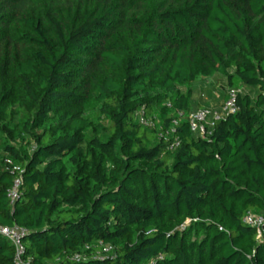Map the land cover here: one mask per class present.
Masks as SVG:
<instances>
[{
    "label": "trees",
    "instance_id": "trees-1",
    "mask_svg": "<svg viewBox=\"0 0 264 264\" xmlns=\"http://www.w3.org/2000/svg\"><path fill=\"white\" fill-rule=\"evenodd\" d=\"M214 76L247 90L203 138L178 112ZM248 212L264 0H0V227L25 228V261L264 264ZM16 256L0 232V264Z\"/></svg>",
    "mask_w": 264,
    "mask_h": 264
},
{
    "label": "built area",
    "instance_id": "built-area-1",
    "mask_svg": "<svg viewBox=\"0 0 264 264\" xmlns=\"http://www.w3.org/2000/svg\"><path fill=\"white\" fill-rule=\"evenodd\" d=\"M242 90L238 88H230L227 91V98L223 102L220 110H211L205 107L191 110L184 115L182 111L178 114L180 117H185L189 123L190 130L203 138L208 137L212 133V129L216 121L225 118L229 114H234L238 110L237 99ZM139 121L146 126H154L152 120L144 116L143 112L138 113ZM178 120H174L176 125ZM178 145V142L175 143ZM21 185L20 180H16L14 187L10 190L9 196L14 201L18 197V188ZM244 222L253 227L257 231L258 238H261L264 227V214H256L248 212L244 217ZM0 232L7 237L17 248L16 263L17 264H32L29 260H24L22 255L24 253V246L22 238L26 232L25 228L15 225L11 227H0ZM76 258L79 259L78 256ZM153 264V263H151Z\"/></svg>",
    "mask_w": 264,
    "mask_h": 264
},
{
    "label": "rangeland",
    "instance_id": "rangeland-1",
    "mask_svg": "<svg viewBox=\"0 0 264 264\" xmlns=\"http://www.w3.org/2000/svg\"><path fill=\"white\" fill-rule=\"evenodd\" d=\"M223 84H226V81L217 78V76L211 78H203L199 80V82H197L193 87L192 109L196 108L199 103H203L202 101H205L206 99H208V96H210L209 101H211L213 104L208 102L207 105L205 104L206 108L211 110L215 109V111L219 110L220 104H223V102L226 100L227 91L230 88H238L243 91L247 90L245 87L240 85H235L233 87L227 86L224 95V90L222 89Z\"/></svg>",
    "mask_w": 264,
    "mask_h": 264
},
{
    "label": "crops",
    "instance_id": "crops-1",
    "mask_svg": "<svg viewBox=\"0 0 264 264\" xmlns=\"http://www.w3.org/2000/svg\"><path fill=\"white\" fill-rule=\"evenodd\" d=\"M223 94L225 95V91L223 92ZM223 94H222V95H223ZM209 97H210V96H208V99H206L205 101H202L203 103H199V104H200L199 106H200V107H205V108H206V105H207L208 102H210L211 104H213L211 101H209V100H210ZM205 104H206V105H205ZM213 106H214V105H213ZM221 106H222V103L220 104V109H221ZM220 109H219V110H220ZM192 110H196V108H194V109H192ZM212 110H215V109H212Z\"/></svg>",
    "mask_w": 264,
    "mask_h": 264
}]
</instances>
